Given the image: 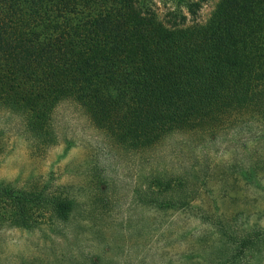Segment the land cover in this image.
<instances>
[{"label":"trees","instance_id":"trees-1","mask_svg":"<svg viewBox=\"0 0 264 264\" xmlns=\"http://www.w3.org/2000/svg\"><path fill=\"white\" fill-rule=\"evenodd\" d=\"M205 1L160 15L145 0H0V104L36 131L69 99L127 149L247 111L264 120V0H218L198 23ZM72 210L66 195L0 184V227L62 224ZM245 236L229 260L264 248V226Z\"/></svg>","mask_w":264,"mask_h":264},{"label":"rangeland","instance_id":"rangeland-1","mask_svg":"<svg viewBox=\"0 0 264 264\" xmlns=\"http://www.w3.org/2000/svg\"><path fill=\"white\" fill-rule=\"evenodd\" d=\"M145 1L160 15L177 6ZM217 2H203L195 21ZM0 184L41 186L73 204L62 224L0 227V264H264V248L227 258L264 226V120L250 111L127 149L69 99L36 131L0 104Z\"/></svg>","mask_w":264,"mask_h":264}]
</instances>
